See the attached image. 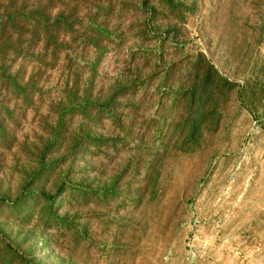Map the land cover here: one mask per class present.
Returning a JSON list of instances; mask_svg holds the SVG:
<instances>
[{"label":"rangeland","instance_id":"374dc122","mask_svg":"<svg viewBox=\"0 0 264 264\" xmlns=\"http://www.w3.org/2000/svg\"><path fill=\"white\" fill-rule=\"evenodd\" d=\"M0 264H264V0H0Z\"/></svg>","mask_w":264,"mask_h":264}]
</instances>
